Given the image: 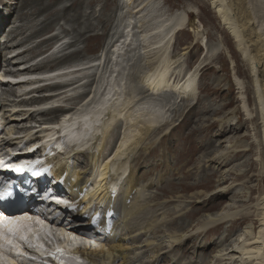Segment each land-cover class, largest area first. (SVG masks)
Wrapping results in <instances>:
<instances>
[{
  "label": "rangeland",
  "instance_id": "374dc122",
  "mask_svg": "<svg viewBox=\"0 0 264 264\" xmlns=\"http://www.w3.org/2000/svg\"><path fill=\"white\" fill-rule=\"evenodd\" d=\"M120 1L0 0V22H5L0 26V43L14 45L0 47V82H4L0 85V142H6V149L13 150L15 147L19 151L25 150L34 140L30 137L43 138L64 121L63 118L61 122L47 124L62 117L66 110L56 112V118L53 119L55 114L43 115L40 109L68 107L71 108L73 117L80 115L97 102L100 98L98 96H102L101 86L109 88L117 75L119 77L116 83L123 85L122 81L125 84L121 89L118 88L119 93H127L130 86L137 90L133 94L134 103L132 102V109L136 111L131 109V114L136 117L134 122L142 125L145 118L142 116L143 110L140 113V107L145 101V94L141 92L147 89L145 76L160 57L159 49L151 51L148 47L156 40L155 35L150 34L144 38L143 30L154 29L161 22L159 20L173 15L177 10L186 13L192 21L197 22L200 32L196 33L191 27L176 31L166 41L165 50L172 58L171 74L174 77L181 71L182 74H194L197 97L184 96L174 89L149 95L150 102L153 100L158 108L164 109L163 117L160 116L161 124L151 131L144 141L147 144L143 143L138 156H144L153 149L157 150V155L143 157L138 165L134 163L137 188L133 192V197L138 202L150 205L151 208L164 202L170 217L179 216L176 214V205L182 202L184 214L179 218L181 220L178 224L151 230L138 241L129 244V249L144 246L149 241L167 240L169 233H182L185 234L184 239L175 246V251L164 247L161 262L156 264H231V259L222 260L225 256L219 257V251L227 247L229 250L223 253H228L236 248L238 240L246 237L247 226L253 225L254 231H257L254 205L264 193L263 120L251 65L244 60L233 35L211 0H148L150 10L136 12L137 16L131 10L135 4L144 0H136L131 6L128 3L121 6ZM248 1L250 8L252 7L250 10L253 19L264 29V0ZM21 12L26 13L25 16L20 17ZM51 14L54 22L45 30L42 22ZM133 16L138 18L136 22L140 19L144 21V27H135L141 36L132 35L127 39L123 44L124 50L121 51L124 53L117 56L115 53L118 47L112 46L124 28L121 25ZM15 29L22 37H14L15 33L12 31ZM46 39H49V43H44L41 49L33 50L41 47L39 43ZM19 40L23 42L18 44ZM75 51L79 53L78 57L73 54ZM50 54L57 59L46 61L45 64H62V69L56 72L53 80L69 81L70 84L65 87L64 96H50L44 107H38L36 103L28 105L23 100H40L36 94L47 89L38 92L34 90L48 83V80L41 75L23 76L18 72L24 66L49 59ZM45 56L47 57L43 58ZM132 74H136L134 79ZM234 77H238L246 87L244 99L249 105V116L243 109L244 103L240 97L242 94ZM80 78L83 80L79 81ZM88 81L89 85L86 84ZM9 85L14 92L8 91ZM87 91L90 92V98L79 97ZM122 96L118 98L120 104L128 97L124 94ZM136 96L140 98L137 99ZM30 113L33 114L29 117ZM125 121L123 118L115 124L104 148L106 156L120 145L130 126ZM71 129L74 135L78 133L76 125ZM84 142L82 140L75 145L79 147ZM207 145L211 153L207 152ZM232 145L238 152H231L234 156L229 161L231 163H217L219 154L232 151ZM205 154H209L208 157L204 158L207 156ZM214 166L216 169H212ZM195 193H198L197 203L191 198ZM195 210L196 214L192 216ZM234 211H239L237 219L226 220L210 230L197 233L200 222L207 215ZM83 219L89 218L84 215ZM58 234L69 240L68 233ZM79 242L93 250L103 248V243L96 239H79ZM234 255L235 258L239 256L236 252Z\"/></svg>",
  "mask_w": 264,
  "mask_h": 264
},
{
  "label": "bare ground",
  "instance_id": "6f19581e",
  "mask_svg": "<svg viewBox=\"0 0 264 264\" xmlns=\"http://www.w3.org/2000/svg\"><path fill=\"white\" fill-rule=\"evenodd\" d=\"M147 1L148 0L140 1L138 4H135L131 10V13L136 14V12H142L143 10L149 11L150 6ZM226 1L227 0H211V3L217 9L231 35H233L236 45L239 51L242 53L244 60L246 59L251 65L264 131V29H262L258 23L255 22V19H253L250 10L252 7L250 8V2L248 0ZM134 2H136V0H126L125 2L124 0L120 1L121 6L127 5V3L131 6V4ZM156 3L158 2L156 1ZM25 14L26 13L21 12L19 16H25ZM52 18L53 15L51 14L49 18L42 22L45 30L53 24L54 20ZM137 19L138 18L133 16L127 21V23L121 25L124 28L119 33L120 36L118 40H116L112 46L115 47L117 45L118 47V51L115 53V55L118 56L124 53H121V51L124 50L123 44H125L127 39L129 40L132 35H137V37L141 36L139 32H136L135 27H144V21L140 19L136 22ZM159 21L161 22L157 24L154 29L151 28V30L144 28L145 30H143L145 33V35H143L144 38H147L150 34L155 35L156 40L152 45H148V47L151 49V51L159 49V51H157L160 53V57L154 64L153 68L150 69L149 73L145 76V84L147 85V89L141 92L142 94H145V101H143L142 106L140 105L141 112L139 111L140 108L137 109L140 113H142L143 110L142 116L145 119L142 121V125L134 122L136 117L131 114L132 110L133 112L136 111L132 109V102L134 103L135 95L133 94L135 91L137 92V90L135 87L130 86V89L127 91V93H119V89H121L123 85L125 86L124 82L122 81L120 82L123 85L116 83L119 75H117L116 80L113 82L114 84H110L111 86L109 88L101 86V89L103 88L102 96H98L100 98H97L98 100L96 99L97 102H95V104L90 106L88 109L86 108L87 111L85 112L84 110L85 113H82L81 110L79 113L82 114L73 117L71 112L72 110L68 107L59 106L53 107L51 109H40V112L43 115H54L58 111L66 110L65 113L62 114L64 121L59 125L58 129L64 131L69 140L76 141L80 139L81 136L85 135V133L88 135V138L85 140L84 144L79 146H85L84 148L79 149V147L71 145L66 153L50 157V162L54 167L57 168L55 180L60 181V178L63 177L67 184V192L66 188L63 190V193H65V198L70 199L74 207H76L75 209H72V207L62 209L65 213L64 216H56V219L61 226H70V228L76 232L90 236L91 238L96 239L97 241L99 240V242L103 243V248H100L99 250H93L90 247H86L85 249L81 250L87 256L88 260L94 264H156L161 262L160 260L163 256L162 253L164 247H168L170 251H175V246L184 239L185 234L183 235L182 233L177 234L174 232H168L169 234L167 235V240L163 239L159 241H149L146 242L144 246H138L132 250L129 249V244L138 241V239L148 234L151 230L159 229L162 226H168L170 224H176L181 220L179 219L181 215L184 214H182V202L176 205V214H179V216L176 215L170 217L165 210L164 202L156 208H151L150 205L148 206L142 204L140 201L138 202L137 198L133 197V192H135L137 188V178L135 175L134 163L135 165H138L140 162H142L141 160L143 157H154L157 155L155 153L157 150L155 149L147 151L144 156L143 154L138 156V151L143 148V143L147 144V142L144 141L150 135L151 131L154 130V127L161 124L159 122L160 116L163 117L164 111V109L158 108L153 100L151 102L148 100L149 95H158L159 93H165L169 89H174L184 96L197 97L196 79L193 78V73V76H191L190 72L188 74H182L181 71L178 73V76L175 75V77L171 74L173 61L172 58H170V55L168 56V52L166 53L165 49L167 46L165 43L167 40L171 39L174 33L178 30L191 27L193 31L199 33L200 27H198L196 21H192V19L186 13L180 10H177L173 15L163 17V19ZM4 23V21L2 23L0 22V26ZM12 33H15L14 37H22V34L19 33L17 29L13 30ZM122 36L125 38H120ZM21 41L19 40L18 44H20ZM46 42L49 43V39H46L43 42L41 40L39 43V46L41 47L34 48L33 50L43 48L42 45L44 43L47 44ZM11 45H8V42L6 44L2 42L0 43V47H14V45ZM73 54H76L75 57L79 56V53H76V51ZM51 55L52 54L48 55L50 56L49 59L43 60L41 63H37L32 66H24L22 71L18 73L19 75L23 76L41 75L46 77L48 83L38 86L34 91L38 92L39 90L46 88L47 90L52 91L51 97L57 95L60 98V95L64 96L63 93H65V87H67L70 82H56L53 80V78H56V72H59L62 69V64L58 66L45 64L46 61L48 62L53 59H57L55 57H51ZM46 57L47 56L43 58ZM67 59L69 58L67 57ZM109 61L111 62V60ZM64 68L65 67H63V69ZM132 75L134 79V75L136 74ZM82 80L83 79L81 78L79 79V81ZM234 80L242 94L240 97L243 99V109L249 116L251 114L249 105H247L244 99L246 87L238 77H234ZM1 83L4 82H0V85ZM86 84L89 85L90 81H88ZM9 87L10 89L8 91L12 92L14 90L13 87L11 85H9ZM89 94L90 92L87 91L79 97H83L84 99L87 97L90 98ZM123 94L128 97L124 98L126 101L120 104V99L118 98H121ZM139 98L140 97L137 99ZM117 99L119 101H117ZM48 101L49 97H43L40 100H34L31 98L28 100H23V102H26L28 105H34L33 103H36L38 107H44L45 104H48ZM97 112H100V114L97 116L96 121L89 120V114H94ZM32 114L33 113H30L29 117L32 116ZM67 117L70 118L66 119ZM122 117L126 120L125 122L130 123V126L128 127L127 125L128 128L124 133V137L122 138L120 145L117 148H114V150H112L111 153L106 156L104 148L107 145L108 137L112 135L114 127H116L115 124H118L119 121L123 119ZM54 118H56V114L54 115L53 119ZM250 118L251 117H249V119ZM80 122L83 123L84 126H88V128L90 127L91 131L87 132L85 130L87 128L84 127L85 129L81 128L77 130L78 133L74 135V132L72 131L73 129L71 128ZM56 129L57 127L52 128V131L46 135L49 137V139L46 140L47 144L45 145L44 150L48 153H51L52 150L57 148L52 141L54 135L57 133L55 132ZM92 130H94L96 133H93ZM5 144L6 142L0 143L2 147H4ZM208 145L206 146L207 152L211 153V150H208ZM50 147H53V149L49 150ZM232 148V151L228 150L219 154L217 157V163H220L221 165H229L231 163L229 161L234 159L232 153L236 154L238 152V150L234 148L233 145L231 146V149ZM205 155L207 156H204V158L208 157L209 154ZM215 167L216 166H214L212 169H216ZM0 176H2L1 172ZM188 186L185 187L189 188ZM197 194L198 193L191 195V198H194V202L196 203L198 202ZM254 208V213L257 217L256 220L258 223L257 231H254L253 225L247 226V229L245 230L246 237L241 241L240 239L238 240L239 243L236 248L230 250L231 252L228 253H223L224 251L229 250L227 247L219 251V257H226L221 258L222 260L231 259V264H264V193L257 200ZM59 209L61 210V208ZM98 214L99 220L96 221L93 219V217L97 216ZM194 214H196V210L194 213H192V216H194ZM84 215H86V217L89 219H85L84 222L86 223L82 224L77 219H82ZM238 215L239 211L228 212L226 214H214L212 216L207 215L204 220L200 222V230H197V233L210 230L218 224L223 223L224 221L226 222V220L230 221V219L233 218L237 219V217H239ZM12 226L20 228L27 226L45 237V233L42 231L44 226L38 227L35 222L22 221L18 225L1 222L0 246L3 240H15V236H10L7 233V231L10 230ZM59 233L65 235L68 232L66 230H62ZM14 234L18 235L16 230ZM69 236L71 235L69 234ZM222 239L223 238L221 237V240ZM71 244L72 243H69V245ZM234 252L239 255L238 258H235ZM217 255L218 254H216V256Z\"/></svg>",
  "mask_w": 264,
  "mask_h": 264
},
{
  "label": "snow or ice",
  "instance_id": "6c2138e0",
  "mask_svg": "<svg viewBox=\"0 0 264 264\" xmlns=\"http://www.w3.org/2000/svg\"><path fill=\"white\" fill-rule=\"evenodd\" d=\"M63 251H64V250H62V249H57V252H59V253H61V254H63Z\"/></svg>",
  "mask_w": 264,
  "mask_h": 264
}]
</instances>
